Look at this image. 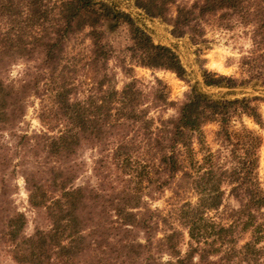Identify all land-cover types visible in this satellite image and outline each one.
<instances>
[{"label": "trees", "instance_id": "trees-1", "mask_svg": "<svg viewBox=\"0 0 264 264\" xmlns=\"http://www.w3.org/2000/svg\"><path fill=\"white\" fill-rule=\"evenodd\" d=\"M133 1L168 22L174 37L195 44L205 42L212 23L251 28L244 76L204 71V81L211 88H264V0ZM119 24L131 36L120 54L107 35ZM114 58L131 79L122 89L109 69ZM20 62L33 63V71L12 79ZM136 67L180 78L186 72L173 49L155 44L108 2L0 0V176L17 156L1 139L22 123L27 99L39 96L45 130L22 138L25 159L12 173L30 164L28 156L36 159L22 177L30 205L49 222L25 235L27 218L10 207L2 180L0 242L18 264H264L263 140L235 126L243 117L263 125L264 97L214 99L193 91L175 116L165 117L175 107L168 87L144 84L133 75ZM209 125L217 126L216 150L206 141ZM85 146L98 151L96 186L76 185ZM167 190L181 202L173 221L149 204ZM227 197L238 207L226 208Z\"/></svg>", "mask_w": 264, "mask_h": 264}, {"label": "rangeland", "instance_id": "rangeland-1", "mask_svg": "<svg viewBox=\"0 0 264 264\" xmlns=\"http://www.w3.org/2000/svg\"><path fill=\"white\" fill-rule=\"evenodd\" d=\"M95 1L108 2L117 11L129 14L135 23L152 37L155 44L164 45L173 49L180 57L186 71L182 78L169 71L150 70L141 67H136L133 73L134 77L140 79L144 84H153L157 80H160L168 87L170 101L175 104V107H170L168 111H165L163 113L165 117L175 116L178 106L186 101L193 91L208 94L214 99L264 97V88L255 82L247 87L220 89L208 87L204 81V71L239 79L244 76L241 70V61L245 55H248L252 48L251 28L236 26L228 29L220 26L218 23H212L206 26L205 42L195 44L189 36L183 38L174 37L172 27L168 22L161 18L149 17L143 10L136 6L133 0ZM107 32L108 40L118 54L131 44V36L127 26L119 24L117 27L108 28ZM33 68V63L20 62L12 68L10 77L12 79L19 78L27 70L33 71ZM109 69L116 76L118 89H122L126 83L131 81L122 71L118 59H112L109 64ZM42 100L39 96L31 95L26 102L27 111L22 123L17 126L15 131L7 132L1 139L4 145L13 149L11 153L16 152L17 156L13 166L6 175L0 176V193L2 191V180H4L5 185L10 190L8 194V202L11 201L10 207L17 209L27 218V225L24 229V234L27 236L33 235L38 228L48 229L49 227V222L46 220L44 211L35 209L30 205L29 193L21 172L25 167H32L36 159L33 156H28L27 159L30 161V164L22 168L18 166L14 174L12 171L17 163L22 164L25 159L23 157L25 155L24 149L20 148L23 142L22 138L24 136L32 137L45 130L44 123L40 119L41 111L45 104ZM260 108L264 119V105L260 106ZM243 125L257 132L263 140V144L259 150L258 179L264 189V124L258 125L247 117H243L235 123L238 129ZM216 130V125H209L205 128L207 144L214 150L219 148L215 137ZM199 148V146H196L197 150ZM97 156L98 151L90 146H85L79 152L78 160L83 165V171L76 181L77 186L97 185L98 179L93 172L94 161ZM190 199L195 200L193 196ZM149 204L152 210H157L164 215L171 216L173 221L176 209L181 202L174 196L172 191L167 190L154 201H149ZM225 205L226 208L238 207V202L232 197H227ZM162 234L160 233L159 237ZM187 240L188 236L186 235L185 242ZM185 249L186 245L183 246V250ZM0 264H18L10 255L8 247L1 242Z\"/></svg>", "mask_w": 264, "mask_h": 264}]
</instances>
